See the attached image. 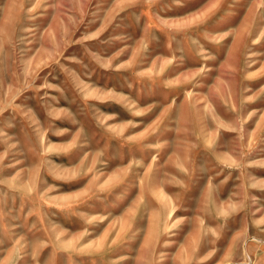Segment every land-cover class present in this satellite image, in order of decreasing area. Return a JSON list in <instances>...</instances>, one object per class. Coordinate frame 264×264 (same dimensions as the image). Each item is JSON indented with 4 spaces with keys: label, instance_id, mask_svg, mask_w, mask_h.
Wrapping results in <instances>:
<instances>
[{
    "label": "rangeland",
    "instance_id": "rangeland-1",
    "mask_svg": "<svg viewBox=\"0 0 264 264\" xmlns=\"http://www.w3.org/2000/svg\"><path fill=\"white\" fill-rule=\"evenodd\" d=\"M0 264H264V0H0Z\"/></svg>",
    "mask_w": 264,
    "mask_h": 264
}]
</instances>
